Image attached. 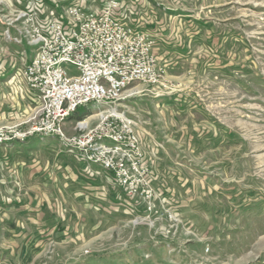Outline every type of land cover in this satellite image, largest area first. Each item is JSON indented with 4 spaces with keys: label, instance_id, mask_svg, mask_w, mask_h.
I'll list each match as a JSON object with an SVG mask.
<instances>
[{
    "label": "rangeland",
    "instance_id": "374dc122",
    "mask_svg": "<svg viewBox=\"0 0 264 264\" xmlns=\"http://www.w3.org/2000/svg\"><path fill=\"white\" fill-rule=\"evenodd\" d=\"M54 1L62 12L72 1L99 4ZM123 1L126 16L149 19L142 29L165 66L163 86L138 85L117 102L136 120L162 204L143 217L96 166L86 170L87 198L56 136L14 140L1 152L11 161L0 196L38 193L45 221L37 241L0 264H264V0Z\"/></svg>",
    "mask_w": 264,
    "mask_h": 264
},
{
    "label": "built area",
    "instance_id": "2783aa9c",
    "mask_svg": "<svg viewBox=\"0 0 264 264\" xmlns=\"http://www.w3.org/2000/svg\"><path fill=\"white\" fill-rule=\"evenodd\" d=\"M98 1L96 6L72 1L58 13L45 11L44 0H25L22 6L0 0L1 36L32 50L20 75L38 97L24 122L0 124V145L34 134L56 136L61 151L84 162L87 170L103 169L150 218L163 198L153 186L136 120L117 102L140 93L134 91L138 85L163 86L165 66L155 53V34L126 19L123 0ZM84 106L97 111L76 120L66 133L64 122ZM90 118L97 122L90 124Z\"/></svg>",
    "mask_w": 264,
    "mask_h": 264
},
{
    "label": "crops",
    "instance_id": "0c3cea01",
    "mask_svg": "<svg viewBox=\"0 0 264 264\" xmlns=\"http://www.w3.org/2000/svg\"><path fill=\"white\" fill-rule=\"evenodd\" d=\"M7 1L13 2V4L17 6H22L25 2V0ZM44 4L46 7L45 11L50 12L55 10L58 13L61 12L54 0H44ZM139 16L140 15L136 17L131 14L127 15L126 19L133 25L144 28V24H146L145 22L149 19H141L142 16H140V18ZM40 17H42V14ZM143 20L145 22H143ZM3 29L4 22L0 18V124L19 121L23 113H28V111L38 103L36 92L26 88L20 75V70L23 66L22 62L31 55L32 50H30V47L25 48L14 42L5 40L4 37L1 36ZM151 29L152 28L150 26V30ZM147 31L149 32V30ZM140 142L143 146L141 139ZM11 144L12 142L0 145V173L1 170L3 171L7 164H9V161H11V159L9 160V154H1V152L6 151V148L10 147ZM143 148L145 158L147 160L146 148L145 146H143ZM61 152L79 164V171L87 180V183H85V186L83 187L84 190H82L84 191L83 195L86 197L88 194H86V192L89 190V184H91L89 179L90 176H92V173L89 176L86 172L87 168L85 167L86 165L84 162L66 154L63 151ZM156 152L157 149H155L152 153ZM64 169L68 172V176L72 180L74 177H72L71 174V167L67 164ZM102 195L104 197L105 192H97L98 199H101ZM88 196L89 195H87V198ZM130 205L132 204L130 203ZM44 208L45 204L36 192H33V194L30 193L28 196H22L19 194L15 197L0 196V261H6L7 258L9 259L11 257H15L20 248L23 249L29 242L33 243L39 239L37 235L40 234L39 231L40 229L42 230L41 227L45 221L42 219ZM22 251L25 250L23 249Z\"/></svg>",
    "mask_w": 264,
    "mask_h": 264
},
{
    "label": "trees",
    "instance_id": "16d2710c",
    "mask_svg": "<svg viewBox=\"0 0 264 264\" xmlns=\"http://www.w3.org/2000/svg\"><path fill=\"white\" fill-rule=\"evenodd\" d=\"M88 106L79 107L77 110H75L71 115L68 117L67 120H79L85 118L88 114H90V111L86 109Z\"/></svg>",
    "mask_w": 264,
    "mask_h": 264
}]
</instances>
